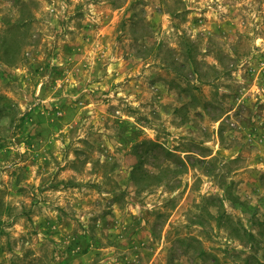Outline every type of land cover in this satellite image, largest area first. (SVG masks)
Instances as JSON below:
<instances>
[{"label": "rangeland", "instance_id": "obj_1", "mask_svg": "<svg viewBox=\"0 0 264 264\" xmlns=\"http://www.w3.org/2000/svg\"><path fill=\"white\" fill-rule=\"evenodd\" d=\"M0 264H264V0H0Z\"/></svg>", "mask_w": 264, "mask_h": 264}, {"label": "trees", "instance_id": "obj_2", "mask_svg": "<svg viewBox=\"0 0 264 264\" xmlns=\"http://www.w3.org/2000/svg\"><path fill=\"white\" fill-rule=\"evenodd\" d=\"M248 235L251 237L252 236V234L251 233H248Z\"/></svg>", "mask_w": 264, "mask_h": 264}]
</instances>
